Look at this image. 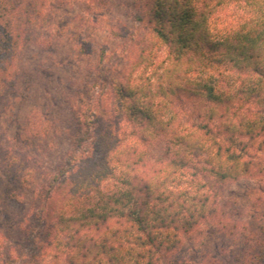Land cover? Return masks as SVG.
Wrapping results in <instances>:
<instances>
[{
	"label": "trees",
	"instance_id": "16d2710c",
	"mask_svg": "<svg viewBox=\"0 0 264 264\" xmlns=\"http://www.w3.org/2000/svg\"><path fill=\"white\" fill-rule=\"evenodd\" d=\"M134 2L166 56L155 62L145 47L135 75L108 80L99 70L87 84L108 98L115 88L117 100L111 111L89 102L85 131L40 193L35 222L32 208L19 219L29 250L18 252L20 264H160L217 211L213 183L264 175V159L249 152L264 150V0ZM53 23L46 0H0V113L20 76L27 81L21 48L51 43ZM188 102L191 121L180 115ZM12 141L0 124L6 160ZM161 142L164 154L152 162L146 146ZM9 197L22 203L16 191ZM259 251L248 256L264 264Z\"/></svg>",
	"mask_w": 264,
	"mask_h": 264
},
{
	"label": "rangeland",
	"instance_id": "374dc122",
	"mask_svg": "<svg viewBox=\"0 0 264 264\" xmlns=\"http://www.w3.org/2000/svg\"><path fill=\"white\" fill-rule=\"evenodd\" d=\"M46 1L53 13V39L21 48L19 63L27 81L20 76L19 90L0 113L4 133L16 138L7 160L0 151V264H20L18 252H29L19 219L32 208L28 220H36L32 211L40 193L65 164L74 148L72 137L85 131L89 102L100 100L111 111L117 100L115 88L108 98L87 84L99 70L108 80L122 70L135 75L144 64L145 47L155 62L166 56V47L154 45L144 22L137 19L139 6L134 0ZM101 51L105 55L100 63ZM217 76L226 81V74ZM185 104L179 105L182 119L194 120L191 103ZM146 150L152 162L164 154L162 142L147 145ZM249 152L264 159V150L255 153L249 147ZM255 173L224 185L213 183L217 211L185 235L178 250L160 264H258L259 257L250 261L248 255L259 256L264 245L254 242L251 247L245 240L250 233L264 240V175ZM11 191L21 196L22 203L9 197Z\"/></svg>",
	"mask_w": 264,
	"mask_h": 264
}]
</instances>
